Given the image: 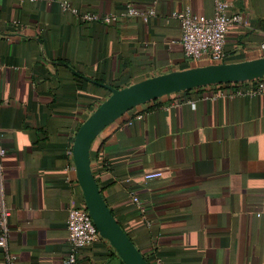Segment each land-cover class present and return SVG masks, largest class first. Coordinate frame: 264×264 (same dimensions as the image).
Instances as JSON below:
<instances>
[{
  "label": "crops",
  "instance_id": "0c3cea01",
  "mask_svg": "<svg viewBox=\"0 0 264 264\" xmlns=\"http://www.w3.org/2000/svg\"><path fill=\"white\" fill-rule=\"evenodd\" d=\"M215 0H0V219L19 264H67V219L84 207L73 159L81 125L114 89L194 68L175 15ZM223 64L264 57V0H222ZM133 5L149 23L86 21ZM72 10L79 11L74 14ZM264 78L140 105L107 126L91 169L117 222L149 264H264ZM152 172L158 179L146 180ZM138 197L139 204L133 196ZM1 238V230H0ZM76 264H124L101 240Z\"/></svg>",
  "mask_w": 264,
  "mask_h": 264
},
{
  "label": "water",
  "instance_id": "95a60500",
  "mask_svg": "<svg viewBox=\"0 0 264 264\" xmlns=\"http://www.w3.org/2000/svg\"><path fill=\"white\" fill-rule=\"evenodd\" d=\"M264 78V57L240 64H217L172 72L111 91L79 128L72 150L85 209L100 236L114 248L124 264H149L117 222L104 200L91 169V147L98 135L132 109L165 96L210 85L238 84Z\"/></svg>",
  "mask_w": 264,
  "mask_h": 264
},
{
  "label": "built area",
  "instance_id": "2783aa9c",
  "mask_svg": "<svg viewBox=\"0 0 264 264\" xmlns=\"http://www.w3.org/2000/svg\"><path fill=\"white\" fill-rule=\"evenodd\" d=\"M19 2L30 1L36 2L39 0H17ZM229 5L222 0L214 1V12L212 16H200L186 9L178 13L176 18L179 20L182 36L180 43L182 45L185 57L191 61L194 68L208 65L223 64L225 59V45L227 34L230 27L234 24H245L246 21L240 14H228ZM74 14H79V11L72 10ZM156 16L155 8L149 10H140L133 5L121 13H111L103 17L96 15H83L86 21H102L106 24H119L130 17H139L145 23ZM264 47V45H263ZM264 85L262 86V88ZM5 155V150H0V156ZM162 173L152 172L145 176L146 180L158 179ZM134 201L139 204V199L135 195ZM1 204V203H0ZM10 213L4 211L3 217L0 219V247H7V239L10 236V230L6 225V219ZM68 229V244L69 256L67 264H76L79 251L89 247L101 240H104L96 226L93 223L89 212L85 207L73 206L69 210L67 219ZM3 264H19L18 257L15 254L7 253ZM155 264H163L161 260H156Z\"/></svg>",
  "mask_w": 264,
  "mask_h": 264
}]
</instances>
